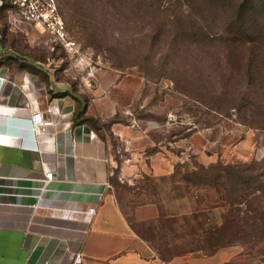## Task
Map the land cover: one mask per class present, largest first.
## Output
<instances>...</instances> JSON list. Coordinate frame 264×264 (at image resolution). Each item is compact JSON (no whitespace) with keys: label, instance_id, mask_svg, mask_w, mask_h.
<instances>
[{"label":"rangeland","instance_id":"1","mask_svg":"<svg viewBox=\"0 0 264 264\" xmlns=\"http://www.w3.org/2000/svg\"><path fill=\"white\" fill-rule=\"evenodd\" d=\"M56 2L63 23L57 37L18 20L11 9L0 12L5 62L28 69L44 81L68 84L66 88L79 102V116L108 147L110 193L130 223L156 218L150 217L158 213L161 201L164 209L178 214L191 211L192 201L166 198L171 187L166 177L174 171L183 173L195 164L215 162L264 163V129L241 123L246 113L214 114L175 91L171 80H154L141 72L139 66H166L160 60L166 54L169 68L184 61L173 59L164 43L152 47L149 21L134 13L133 3ZM198 59L194 69L208 85L215 84L210 59L203 53ZM255 91L247 90V96H257ZM243 255V247L233 246L214 254L191 253L183 262L242 263Z\"/></svg>","mask_w":264,"mask_h":264},{"label":"trees","instance_id":"2","mask_svg":"<svg viewBox=\"0 0 264 264\" xmlns=\"http://www.w3.org/2000/svg\"><path fill=\"white\" fill-rule=\"evenodd\" d=\"M118 1L133 3L134 13L149 21L152 47L164 43L173 59L184 61L169 68L166 54L160 58L163 68L139 66L144 75L171 80L175 91L214 114L242 111L247 116L239 118L241 123L264 129V0ZM6 8L13 10L4 3L0 12ZM200 53L215 69L213 85L194 69ZM249 89L257 96L249 98ZM166 179L171 186L166 198L192 201L191 211L178 214L164 209L161 201L156 218L131 223L162 261L240 246L243 262L225 264H264V163L195 164Z\"/></svg>","mask_w":264,"mask_h":264},{"label":"crops","instance_id":"3","mask_svg":"<svg viewBox=\"0 0 264 264\" xmlns=\"http://www.w3.org/2000/svg\"><path fill=\"white\" fill-rule=\"evenodd\" d=\"M0 77V264H74L76 254L81 264H184L162 261L133 230L110 193L108 147L68 84L6 63L1 30ZM33 112L50 123L39 135Z\"/></svg>","mask_w":264,"mask_h":264},{"label":"built area","instance_id":"4","mask_svg":"<svg viewBox=\"0 0 264 264\" xmlns=\"http://www.w3.org/2000/svg\"><path fill=\"white\" fill-rule=\"evenodd\" d=\"M8 3L13 7V11L18 20L33 24L41 33L49 37L61 36L63 23L57 10L56 0H0V8ZM5 81L0 77V84ZM30 129L33 135L42 133V129L50 123L42 119L40 112H33L30 114ZM27 146V145H26ZM30 147V146H29ZM34 151H40L37 147H30ZM53 180L52 170H45L44 172V185H47ZM88 213L93 214L94 208H88ZM82 258L80 254L74 257V264H81ZM149 264H159L158 261H151Z\"/></svg>","mask_w":264,"mask_h":264}]
</instances>
